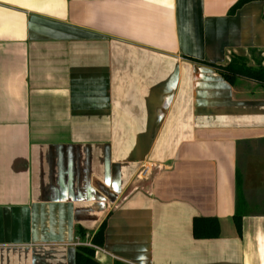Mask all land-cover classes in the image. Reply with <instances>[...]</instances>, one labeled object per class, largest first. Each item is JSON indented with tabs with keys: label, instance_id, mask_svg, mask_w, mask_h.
<instances>
[{
	"label": "crops",
	"instance_id": "0c3cea01",
	"mask_svg": "<svg viewBox=\"0 0 264 264\" xmlns=\"http://www.w3.org/2000/svg\"><path fill=\"white\" fill-rule=\"evenodd\" d=\"M238 1L0 0V264H264V87L206 64L264 66Z\"/></svg>",
	"mask_w": 264,
	"mask_h": 264
},
{
	"label": "trees",
	"instance_id": "16d2710c",
	"mask_svg": "<svg viewBox=\"0 0 264 264\" xmlns=\"http://www.w3.org/2000/svg\"><path fill=\"white\" fill-rule=\"evenodd\" d=\"M255 0H239L231 9L230 13H234L244 4ZM264 1V0H261ZM255 67L249 66L244 57L234 56L227 65H216L206 63L215 69L231 84H235L237 79L246 78L260 83L264 87V66L261 65L259 59L256 60ZM248 213L246 209V199L243 190V177L237 174L236 178V210L234 214V222L239 233L241 232L242 219ZM219 223L216 218L198 217L193 222V232L198 238H215L219 235ZM104 233V225L98 230L93 238L94 244H101ZM76 264H100L95 260V250L87 246H80L76 255ZM116 264H121L117 262Z\"/></svg>",
	"mask_w": 264,
	"mask_h": 264
},
{
	"label": "rangeland",
	"instance_id": "374dc122",
	"mask_svg": "<svg viewBox=\"0 0 264 264\" xmlns=\"http://www.w3.org/2000/svg\"><path fill=\"white\" fill-rule=\"evenodd\" d=\"M256 60H257V59H256ZM252 181H253V180H251V181H250V184H249V186H250L251 188L254 186V184L252 183ZM262 181H263V182H262V183H263L262 185H263V189H264V180H262ZM263 191H264V190H263ZM252 194H253V193H252ZM252 194H251V199H252V200H256L257 198L255 197L254 194H253V195H252ZM262 198H264V193L262 194ZM258 199H259V195H258ZM261 211H263V210H262L261 208H259V207H251V209H250V212H255V213H257V212H261ZM263 212H264V211H263Z\"/></svg>",
	"mask_w": 264,
	"mask_h": 264
}]
</instances>
